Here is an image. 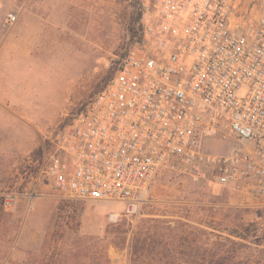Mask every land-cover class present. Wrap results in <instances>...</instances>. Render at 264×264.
<instances>
[{
	"label": "rangeland",
	"instance_id": "rangeland-1",
	"mask_svg": "<svg viewBox=\"0 0 264 264\" xmlns=\"http://www.w3.org/2000/svg\"><path fill=\"white\" fill-rule=\"evenodd\" d=\"M148 1L0 0V264H130L143 220L142 264H264V211L221 188L166 169L129 217L120 203L71 198L39 174L59 133L140 44ZM239 12L264 17V0H243ZM235 146L212 139L204 149Z\"/></svg>",
	"mask_w": 264,
	"mask_h": 264
},
{
	"label": "built area",
	"instance_id": "built-area-1",
	"mask_svg": "<svg viewBox=\"0 0 264 264\" xmlns=\"http://www.w3.org/2000/svg\"><path fill=\"white\" fill-rule=\"evenodd\" d=\"M242 2L149 0L140 44L59 133L40 176L71 198L117 202L134 217L169 169L263 212L264 17L242 21ZM212 139L237 146L210 153Z\"/></svg>",
	"mask_w": 264,
	"mask_h": 264
},
{
	"label": "trees",
	"instance_id": "trees-1",
	"mask_svg": "<svg viewBox=\"0 0 264 264\" xmlns=\"http://www.w3.org/2000/svg\"><path fill=\"white\" fill-rule=\"evenodd\" d=\"M146 220L141 221L140 225L134 231V236L127 246L130 264H142L146 260V238L144 224Z\"/></svg>",
	"mask_w": 264,
	"mask_h": 264
}]
</instances>
